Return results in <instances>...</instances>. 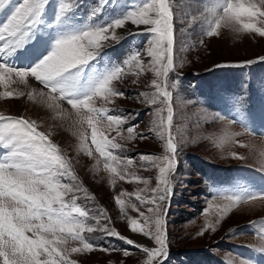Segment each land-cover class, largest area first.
Here are the masks:
<instances>
[{"label": "rangeland", "instance_id": "rangeland-1", "mask_svg": "<svg viewBox=\"0 0 264 264\" xmlns=\"http://www.w3.org/2000/svg\"><path fill=\"white\" fill-rule=\"evenodd\" d=\"M74 1L46 0L47 11L42 24L32 28H38L41 36L32 39L47 46V49L34 66L50 54L58 38L79 34L89 27H107L150 2ZM21 2L9 0L3 9L8 11L3 23ZM220 2L167 0L173 14V61L177 69L169 73L167 79L173 108L170 131L178 143V163L172 177V194L166 202L164 230L168 254L165 260L162 259L163 264H189L190 259L195 258L193 251L202 248L218 255L212 264H247L249 258L257 264L264 262V251L259 250L264 247V199L241 200L238 204H232L227 199L264 194V171H261L264 167V96L261 93L249 94L250 90L254 92L257 83H264V59H261L264 57V37L243 28L235 31L225 26L218 30V35L207 36L212 27L208 9ZM245 2L258 3L259 0ZM61 4L70 5V11L57 20ZM109 5L111 7L106 9ZM97 8H102V11L92 15V10ZM260 26L257 24V27ZM143 29V25L136 26L130 21L115 29L119 40L102 42L104 47L97 58L85 66L77 84L78 93L82 95L93 81L122 65L132 54L141 53L144 70L139 75L136 74L138 69L128 70L122 80L113 82L114 88L124 95L95 102L97 107L105 109V117L121 119L118 126H110L107 119L96 125L99 133L119 145L109 151L124 163L117 165L107 161L117 168V173L105 168L106 161L92 144L91 128L76 121L74 110L66 102H61V109L57 111L45 107L50 111L47 114L43 109L44 98L39 96L41 103H37L38 95L33 93V100L28 99V93L32 91L27 90H22L24 95H15L19 89L12 84L5 90L14 93L11 97L4 96L5 91L0 88V115L35 121L38 131L49 135L52 143L67 157L77 179L73 181L66 177L62 178V182L87 190V194L84 191L76 193L79 197L77 205L90 213L87 224L97 226L96 217H100L99 226L113 229L139 245L154 248L153 240L139 231L132 232L129 226V219H136L139 226L147 230L144 217L139 213L143 212L145 217L152 216L148 208L154 205L150 199L137 200L136 196L138 193L142 198L152 196V189L158 183L157 165L163 164L162 159L143 161L141 156L163 158L168 155L165 146L169 130L154 123L158 120L156 110L164 108L161 115L166 118L167 109L159 103H146L155 93L152 81L158 79L162 83L163 77L157 78L149 67L152 58L147 55L146 49L152 34H146L143 41L142 36L137 34ZM5 56L8 57V53ZM195 76L198 78L189 86ZM35 86L47 91L40 84ZM133 125L134 131L129 133L127 129ZM81 133L87 137L83 143ZM0 149L2 159L7 150L2 146ZM85 149H91V155ZM201 156L219 168L220 183L215 197L207 193L198 172L202 170L198 162ZM128 159L133 161L130 166L127 165ZM65 198L70 200L71 194ZM117 198L124 202V211L116 203ZM150 223L154 232L155 221ZM28 235L31 236V233ZM82 235L85 242L94 248L90 252L71 253L68 258L75 264H146L147 254L141 248L134 249L124 239L102 231ZM66 247H82V244L69 240ZM134 254L141 255L142 259Z\"/></svg>", "mask_w": 264, "mask_h": 264}, {"label": "snow or ice", "instance_id": "snow-or-ice-1", "mask_svg": "<svg viewBox=\"0 0 264 264\" xmlns=\"http://www.w3.org/2000/svg\"><path fill=\"white\" fill-rule=\"evenodd\" d=\"M8 3L9 0H0V10H3ZM45 5L46 0H22L15 7L11 16L0 26V53L11 54L23 47L30 30L39 22ZM68 11L70 5L61 4L57 20ZM208 12L212 16V27L207 32V36L218 35V30L225 26L235 31L243 28L264 37V19H262L264 0H259L258 3H246L245 0H221L214 8L208 9ZM128 21L136 26L143 25L145 32L152 34L149 47L146 49L147 55L152 58L149 67L157 78L163 77L162 83L158 79L152 81L155 93L146 103L149 105L159 103L167 109L166 118L161 115L164 108L156 110L158 120L154 123L169 130L165 146L168 155L163 158L141 156L143 161L163 160V164L157 165L158 183L156 188L152 189V196L142 198L139 193L136 196L137 200L150 199L154 207H149L148 212L153 215L145 217L143 212L139 213L144 217L147 230L140 227L136 219H129L130 230L139 231L153 240L156 247L139 245L134 240L120 236L113 229L99 226L100 217H96L97 226L87 224L86 220L90 213L76 203L79 199L76 193L84 191L87 194V190L62 182V178L66 177H70L73 181L77 179L67 157L60 152L57 145L52 143L49 135L38 131L35 121L0 115V121H3L0 124V146L7 150V154L0 159V264H75V261L68 258L69 255L92 251L94 246L86 243L82 234L95 231L115 235L124 239L127 244L141 248L147 254L146 264H162V259L167 257L168 245L164 219L166 202L172 194V177L178 163V143L170 131L173 124V108L172 93L168 90L167 79L169 73L177 69L173 61V14L167 0H150L143 7L122 19L115 20L107 27H89L79 34L58 38L50 54L31 69H17L9 67L6 63H0V85L17 84L31 87L28 78L32 77L42 89L47 91L33 89L28 93V99H32L35 93L44 98L46 106L53 111L61 109V102L70 105L74 110L76 121L81 126L86 123L91 128L92 144L106 161L105 168L117 173V168L110 166L107 161L116 162L117 165L124 163L109 151L118 148L119 145L99 133L96 125L107 119L110 126L113 124L118 126L121 119L105 117V109L97 107L95 102L97 99L107 100L111 96L124 95L114 88L113 82L122 80L128 70L138 69L137 75L144 70L141 53L132 54L122 65L93 81L82 95L78 93L77 84L85 66L94 61L104 47L102 42L110 39L118 41L119 37L115 35L114 30L122 28ZM257 24L261 26L257 27ZM223 66L217 65V67ZM3 95L11 97L14 93L5 91ZM15 95H24V93L16 91ZM134 128L135 125L127 131L132 133ZM81 137L83 143L87 137L83 133ZM85 151L91 155V149ZM236 158L243 159V157ZM132 163L131 159L127 160V165L130 166ZM261 171H264V167ZM136 179L141 178L136 177ZM69 194H71L70 200L65 198ZM227 199L232 204H238L241 200L247 202L264 199V194H253L242 198L227 197ZM116 203L121 205V211H124V202L120 198L116 199ZM152 220L155 221L154 232L151 230ZM29 233L31 236L28 235ZM69 240L79 241L82 247L67 248ZM259 250L264 251V247ZM103 251L112 250L103 249ZM124 254L127 256V251Z\"/></svg>", "mask_w": 264, "mask_h": 264}, {"label": "bare ground", "instance_id": "bare-ground-1", "mask_svg": "<svg viewBox=\"0 0 264 264\" xmlns=\"http://www.w3.org/2000/svg\"><path fill=\"white\" fill-rule=\"evenodd\" d=\"M27 53H29L28 51H25V48H21L20 50H19V52L18 53H16L15 55H17V56H25ZM9 56H12L11 54H8V57ZM28 80H29V84H30V86L31 87H25L24 85H17V84H13L14 86H15V88H18L19 89V91H21L22 92V90H27V91H32L33 89H36V90H39V88L37 87V86H35V84H33V82H31V79H29L28 78ZM2 85H0V88H3L4 89V91L5 90H7L8 89V87H10V85L9 86H3V87H1ZM35 97V96H34ZM33 100V99H32ZM38 100L39 101H37V103H41V98L38 96ZM47 108V106H46V104H44V106H43V109L45 110V112L47 113V114H50V111L49 110H51V109H49V110H46V108ZM262 202V201H261ZM263 204V203H262ZM255 205H257V203L255 204ZM252 207H254V205L252 206ZM135 249V248H134ZM135 255V257H137V258H139V259H142V257H141V255H139V254H134Z\"/></svg>", "mask_w": 264, "mask_h": 264}]
</instances>
